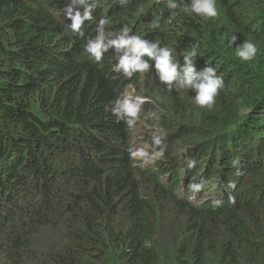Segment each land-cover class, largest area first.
I'll return each instance as SVG.
<instances>
[{
  "label": "trees",
  "instance_id": "1",
  "mask_svg": "<svg viewBox=\"0 0 264 264\" xmlns=\"http://www.w3.org/2000/svg\"><path fill=\"white\" fill-rule=\"evenodd\" d=\"M192 3L96 0L81 38L65 12L79 0H0V264H264V0H216L212 18ZM101 20L106 42L127 27L178 71L195 48L193 67L223 80L215 103L169 89L147 56L130 78L114 48L97 62L84 46ZM246 41L251 60L237 55ZM125 95L148 101L136 120L156 130L151 166L113 113ZM218 179L219 202L181 197Z\"/></svg>",
  "mask_w": 264,
  "mask_h": 264
},
{
  "label": "clouds",
  "instance_id": "2",
  "mask_svg": "<svg viewBox=\"0 0 264 264\" xmlns=\"http://www.w3.org/2000/svg\"><path fill=\"white\" fill-rule=\"evenodd\" d=\"M77 0H73L75 4ZM122 3L126 0H121ZM80 7L83 8V12L75 9L74 7H66L65 12L68 18L72 21L71 28L73 32L79 34L81 38L84 37L83 25L85 21H91L93 19L92 11L96 7V0H79ZM171 8L175 9L179 7L178 4L172 3ZM186 10H190L204 18H212L217 16L216 0H193L190 7ZM175 14V13H173ZM107 23L105 20L100 21V26L98 28V34L93 39H88L85 47V51L90 54L97 62L102 60L103 54L110 48H114L116 53L119 54V60L113 67V71L119 73L123 72L125 77L130 78L133 73L140 72L144 73L149 70L150 64L148 61L142 59V57L147 56L150 60H155V69L160 80L166 83L171 89L174 85L179 88L194 89L197 92L195 97V102L201 107H211L215 103V97L218 91L223 88V80L215 76L214 70L209 67L206 72L202 70L195 69L193 67L192 57L196 56V49L193 50L185 56L186 66L178 71L179 65L173 59L171 51L168 48H159L158 42L149 43L138 36H129L130 30L125 27L122 29L121 34L118 39H105L104 35V25ZM235 41L236 37H231ZM256 47L251 42H245L242 48L237 50V55L242 60H251L256 55ZM122 53V55H121ZM182 71V77H181ZM195 73V74H194ZM203 76L202 78L200 76ZM179 84L176 85V82ZM130 95H125L122 99L115 101L116 107L113 109V113L116 114L120 119H127V122L134 131L141 121L137 120L140 124L136 122L139 113L141 112V105L143 103H148L143 97L136 96L134 98ZM151 115H155L152 113ZM153 135V133L151 134ZM150 135V136H151ZM149 138H146V144ZM133 142V133H132ZM154 143L158 145L160 143L159 139L154 138ZM134 159L136 161L142 162L146 166L144 159L140 155H145V149L139 148L136 155L134 145L132 143ZM153 154L157 157L162 155L163 152L158 153L154 150ZM153 165L150 163L148 166ZM198 189L199 185L193 186ZM212 200V197H208L203 201ZM190 201V200H189Z\"/></svg>",
  "mask_w": 264,
  "mask_h": 264
},
{
  "label": "rangeland",
  "instance_id": "3",
  "mask_svg": "<svg viewBox=\"0 0 264 264\" xmlns=\"http://www.w3.org/2000/svg\"><path fill=\"white\" fill-rule=\"evenodd\" d=\"M182 90L186 92V88H182ZM186 94L189 95L187 92H186ZM151 96L153 97L152 99H154V96L152 94H151ZM158 99L160 100V97ZM191 99H192V102L195 103V97H192L191 96ZM136 122L138 124H140L137 120H136ZM148 125L149 124L142 123V125L140 124L137 128L134 129V131H133V142H132L133 145H134L135 151H136V155H139V153H140V152H137V150L139 148L142 147V148L145 149V152H144L145 155H140V156L144 159V162H145L146 166H148L150 163H153L154 164L157 160L161 159L160 157H157V156H155L153 154V151H152L153 150V147L149 143L146 144V138L148 139L149 136L152 133H154V131H156V130H153L154 128H152L151 126H148ZM238 129L239 128H237L236 130H238ZM234 130H232L231 133ZM247 135H249V138L251 140H253V141H257L258 138L260 137V136H257L258 134L256 135V133L254 131H252L251 129H249L247 131ZM182 154H184L183 151L181 152V155ZM185 155H187V153ZM176 158L178 160V157H176ZM257 160H258V156L254 155V161L256 162ZM178 161L180 162V165H182L181 164V160L179 159ZM184 164H185V166H186V168L188 170L191 169L192 163H189L188 160H186L184 162ZM244 177L245 176H243L241 178L239 177V178L243 180ZM216 181H217V184H215L213 186L207 185V189H206V191L203 194L204 195L203 196L204 198H200L199 195H198V189H195L193 187L194 185H199V183H194L193 184V186H192L193 191H192L191 194L185 193L181 197H185V198L189 199L190 202L194 203L195 205L196 204H200L205 199V197H208V196L212 197V199H214L215 203L216 202H219L220 199L218 197L222 195V193L225 191L226 186H228V184L226 182L223 183L222 179H221V181L219 179L216 180ZM220 184L222 186H220ZM230 184H229V186H230ZM162 206L165 209H170V207H172L169 204H165V205H162ZM158 207L161 208L160 205H158Z\"/></svg>",
  "mask_w": 264,
  "mask_h": 264
}]
</instances>
